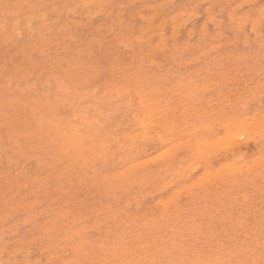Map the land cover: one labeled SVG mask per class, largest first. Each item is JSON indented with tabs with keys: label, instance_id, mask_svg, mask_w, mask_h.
Instances as JSON below:
<instances>
[{
	"label": "rangeland",
	"instance_id": "374dc122",
	"mask_svg": "<svg viewBox=\"0 0 264 264\" xmlns=\"http://www.w3.org/2000/svg\"><path fill=\"white\" fill-rule=\"evenodd\" d=\"M91 1L0 0V264H264V0Z\"/></svg>",
	"mask_w": 264,
	"mask_h": 264
},
{
	"label": "bare ground",
	"instance_id": "6f19581e",
	"mask_svg": "<svg viewBox=\"0 0 264 264\" xmlns=\"http://www.w3.org/2000/svg\"><path fill=\"white\" fill-rule=\"evenodd\" d=\"M16 1H17V0H16ZM90 1H91V0H90ZM2 2H3V1H2ZM14 2H15V1H14ZM42 2H43V1H42ZM61 2H62V1H61ZM63 2H64V1H63ZM69 2H70V1H69ZM75 2H77V1H75ZM78 2H79V1H78ZM91 2H93V1H91ZM91 2H89V4H91ZM95 2H96V1H95ZM20 3H21V2H20ZM26 3H27V2H26ZM67 3H68V2H67ZM12 4H13V3H12ZM31 4H32V3H31ZM58 4H59V3H58ZM76 4H77V3H76ZM89 4H86V6H88ZM92 4H94V3H92ZM96 4H97V3H96ZM26 5H27V4H26ZM54 5H55V4H54ZM29 6H30V5H29ZM42 6H44V5H42ZM61 6H62V5H61ZM20 7H21V6H20ZM46 7H47V6H46ZM55 7H56V6H55ZM55 7H54V8H55ZM99 7H100V6H99ZM43 8H44V7H43ZM43 8H41V9H43ZM81 8L83 9V7H81ZM81 8H80V9H81ZM100 8H101V7H100ZM28 9H29V7H28ZM55 9H56V8H55ZM37 10H38V9H37ZM49 10H50V9H49ZM52 10L55 11L54 9H52ZM57 10H58V9H57ZM70 10H71V9H70ZM103 10H104V9H103ZM10 11H11V10H10ZM68 11H69V10H68ZM71 11H72V10H71ZM75 11H76V9H75ZM78 11H79V10H78ZM26 12H27V9H26ZM31 12H32V9H31ZM37 12H38V11H37ZM37 12H35V14H37ZM57 12H58V11H56V13H57ZM72 12H73V11H72ZM72 12H71V13H72ZM104 12H105V10H104ZM104 12H103V13H104ZM11 13H12V11H11ZM13 13H14V12H13ZM73 13H74V12H73ZM87 13H88V12H87ZM87 13H86V14H87ZM101 13H102V12H101ZM14 14H15V13H14ZM42 14H44V13L42 12ZM88 14H89V13H88ZM94 14H95V13H94ZM139 14H140V13H139ZM160 14H161V13H160ZM172 14H173V13H172ZM37 15H38V14H37ZM80 15H81V14H80ZM90 15H91V14H90ZM17 16H18V15H17ZM25 16H26V14H25ZM31 16H32V15H31ZM33 16H35V15H33ZM33 16H32V17H33ZM44 16H45V15H44ZM220 16H221V15H220ZM19 17H20V16H19ZM37 17H38V16H37ZM37 17L35 16V18H37ZM41 17H42V16H41ZM55 17H56V16H55ZM55 17H54V18H55ZM20 18H21V17H20ZM29 18H30V17H29ZM29 18H28V19H29ZM78 18H79V16H78ZM42 19H43V18H42ZM198 19H199V17H198ZM5 20H6V19H5ZM36 20H37V19H36ZM38 20H40V19H38ZM54 20L56 21V19H54ZM3 21H4V20H3ZM26 21H27V20H26ZM33 21H34V20H33ZM51 21H53V20H51ZM195 21H196V19H195ZM29 22H30V21H29ZM29 22H28V23H29ZM47 22H48V21H47ZM60 22H61V20H60ZM24 23H25V22H24ZM28 23L26 22V24H28ZM161 23H162V22H161ZM197 23H198V22H197ZM36 24H37V23H36ZM45 24H49V22H48V23H45ZM99 24H100V23H99ZM23 25H24V24H23ZM29 25H30V23H29ZM43 25H44V24H43ZM50 25H51V24H50ZM52 25H53V24H52ZM96 25H97V24H96ZM10 26H11V25H10ZM47 26H48V25H47ZM47 26H46V27H47ZM185 26H186V25H185ZM26 27H27V26H26ZM26 27H24V28H26ZM29 28H31V27H29ZM38 28H39V27H38ZM56 28H57V27H56ZM43 29H46V28L44 27ZM186 29H187V28H186ZM12 31H13V30H12ZM26 31H27V30H26ZM53 31H54V30H53ZM176 31H177V30H176ZM14 32H15V30H14ZM14 32H13V33H14ZM64 32H65V31H64ZM82 32H83V31H82ZM40 33H41V32H40ZM50 33H51V32H50ZM76 33H77V31H76ZM178 33H179V30H178ZM14 34H15V33H14ZM42 34H43V33H42ZM59 34H60V33H59ZM59 34H58V35H59ZM79 34H80V33H79ZM175 34H176V33H175ZM55 35H57V34H55ZM178 35H179V34H178ZM49 36H50V35H49ZM181 36H182V35H181ZM56 37H59V36H56ZM171 38H172V37H171ZM178 38H179V37H178ZM178 38H177V39H178ZM101 42H102V41H101ZM142 42H143V41H142ZM172 42H173V41H172ZM220 42H221V41H220ZM104 43H105V41H104ZM105 44H106V43H105ZM176 44H177V43H176ZM153 45H154V44H153ZM127 46H128V45H127ZM211 46H212V45H211ZM153 53H154V52H153ZM121 56H122V55H121ZM118 58H119V57H118ZM128 58H129V57H128ZM153 58H155V57H153ZM53 59H54V58H53ZM95 59L97 60V58H95ZM69 60H70V59H69ZM100 60H101V59H100ZM69 62H70V61H69ZM116 62H117V61H116ZM263 62H264V61H263ZM103 63H104V62H103ZM261 63H262V62H261ZM233 73H235V71H233ZM201 74H202V73H201ZM211 74H212V73H211ZM257 75H258V74H257ZM150 76H151V75H150ZM223 76H224V75H223ZM226 76H227V75H226ZM258 76H259V75H258ZM220 77H221V76H220ZM236 77H237V76H236ZM215 78H216V77H215ZM221 78H222V77H221ZM223 78H224V77H223ZM223 78H222V79H223ZM225 78H226V77H225ZM237 78H238V77H237ZM125 79H126V78H125ZM213 79H214V78H213ZM217 79H218V78H217ZM222 79H221V80H222ZM253 80H254V79H253ZM126 81H128V80H126ZM198 82H199V81H198ZM207 82H208V80H207ZM210 82H211V81H210ZM210 82H208V83H210ZM225 82H226V81H225ZM251 82H253V81H251ZM263 82H264V79H263ZM263 82H262V83H263ZM208 83H207V84H208ZM213 83H214V82H213ZM256 83H257V81H256ZM130 84H131V83H130ZM207 84H206V85H207ZM245 84H246V83H245ZM247 84H248V83H247ZM142 85H143V84H142ZM200 85H202V83H201ZM248 86H249V85H248ZM255 86H256V85H255ZM257 86H258V85H257ZM117 87H118V86H117ZM198 87H199V85H198ZM201 87H202V86H201ZM245 87H246V86H245ZM245 87H243V88H245ZM260 87H261V86H260ZM260 87H259V88H260ZM121 88H122V86H121ZM229 88H230V87H229ZM229 88H227V89H229ZM246 88H248V87H246ZM256 88H258V87H256ZM119 89H120V88H119ZM241 89H242V88H241ZM254 89H255V88H254ZM262 89L264 90V87H263ZM102 90H103V89H102ZM121 90H122V89H121ZM239 90H240V89H239ZM244 90H245V89H244ZM255 90H256V89H255ZM255 90L252 89V91H253L254 93L257 92V91H255ZM108 91H109V90H108ZM118 91H119V90H118ZM132 91H134V89H133ZM235 91H236V90H235ZM240 91H241V90H240ZM259 91L261 92V90H259ZM109 92H110V91H109ZM115 92H116V91H115ZM123 92H125V91H123ZM123 92H122V93H123ZM134 92H135V91H134ZM134 92H133V93H134ZM179 92H180V91H179ZM221 92H222V91H221ZM243 92H244V91H243ZM243 92H242V93H243ZM246 92H247V91H246ZM249 92H250V91H249ZM104 93H105V91H104ZM104 93H103V94H104ZM229 93L231 94V92H229ZM229 93H228V94H229ZM233 93H234V92H233ZM139 94H141V93H139ZM147 94H148V92H147ZM226 94H227V93H226ZM226 94H225V96H226ZM228 94H227V95H228ZM260 94H261V93H260ZM126 95H128V94H126ZM241 95H242V94H241ZM258 95H259V94H258ZM95 96H97V95H95ZM117 96H119V95H117ZM117 96H116V97H117ZM139 96H140V95H139ZM140 97H141V96H140ZM143 97H145V96H143ZM173 97H174V96H173ZM231 97H232V96H231ZM233 97H234V96H233ZM235 97H236V96H235ZM240 97H241V96H240ZM147 98H148V96H147ZM149 98H150V97H149ZM213 98H214V96H213ZM218 98H219V97H218ZM221 98H222V97H221ZM103 99H104V98H103ZM135 99H136V98H135ZM144 99H145V98H142L143 101H144ZM152 99H154V98H152ZM227 99H228V98H227ZM250 99H251V98H250ZM142 100H140V98H139V101H142ZM146 100H147V99H146ZM158 100H159V99H158ZM158 100H157V101H158ZM163 100H164V99H163ZM224 100H225V99H224ZM150 101H151V100H149V102H150ZM153 101H155V100H153ZM157 101H156V102H157ZM215 101H216V100H215ZM236 101H237V100H236ZM118 102H119V101H118ZM124 102H125V100H124ZM127 102H128V101H127ZM146 102H147V101H146ZM149 102H148V103H149ZM202 102H203V101H202ZM222 102H223V101H222ZM227 102H228V101H227ZM150 103L153 104L154 102H153V103L150 102ZM150 103H149V105H150ZM182 103H183V102H182ZM182 103H181V104H182ZM163 104H164V103H163ZM200 104H201V103H200ZM170 105H171V104H170ZM137 106H138V105H137ZM145 106H146V105H145ZM145 106H144V108H145ZM147 106H148V105H147ZM156 106H157V105H156ZM153 107H154V106H153ZM172 107H173V106H172ZM136 108H137V107H136ZM141 108H143V107H141ZM146 108H147V109H148V108L151 109L152 106H151V107L148 106V107H146ZM154 108H155V107H154ZM154 108H153V109H154ZM159 108H160V107H159ZM159 108H158V109H159ZM147 109H146V110H147ZM150 109H149V110H150ZM178 109H179V108H178ZM251 109H252V108H251ZM149 110H148V111H149ZM159 110H160V109H159ZM174 110H176V109H174ZM150 111H151V110H150ZM150 111H149V112H150ZM152 111H153V110H152ZM152 111H151V112H152ZM191 111H192V110H191ZM224 111H227V110H224ZM151 112L149 113V115H152ZM162 112L164 113L165 111H162ZM80 113H81V112H80ZM137 113H138V112H137ZM139 113H140V111H139ZM144 113H146V112H144ZM141 114H142V113H140V115H141ZM146 114H147V113H146ZM256 114H257V113H256ZM256 114H255V115H256ZM261 114H262V113H261ZM133 115H134V114L132 113V116H133ZM154 115H155V114H154ZM156 115H157V114H156ZM227 115H228V114H227ZM158 116H159V115H157V116H155V117H158ZM245 116H246V115H245ZM127 117H128V116H127ZM134 117H135V116H133L132 118H134ZM145 117L147 118L148 115L145 116ZM239 117H240V116H239ZM250 117H251V116H250ZM250 117H249V118H250ZM252 117H253V116H252ZM258 117H259V116H258ZM170 118H171V117H170ZM175 118H176V117H175ZM242 118H243V117H242ZM246 118H247V117H246ZM249 118H248V119H249ZM171 119H172V118H171ZM176 119H177V118H176ZM251 119H252V118H251ZM260 119H261V118H260ZM262 119H263V117H262ZM142 120H143V119H142ZM173 120H175V119H173ZM240 120H241V119H240ZM255 120H256V119H255ZM152 121H153V120H152ZM200 121H201V120H200ZM238 121H239V120H238ZM245 121H246V119H245ZM249 121H250V120H249ZM256 121H257V120H256ZM256 121H254V122L257 123ZM258 121H260V120H258ZM262 121H264V119L261 120V122H262ZM149 122H150V121H149ZM243 122H244V120H243ZM251 122H252V121H251ZM254 122H253V123H254ZM155 123H157V122H155ZM173 123H174V122H173ZM219 123H220V122H219ZM226 123H227V122H226ZM229 123H230V122H229ZM237 123H238V122H237ZM237 123H236V125H238ZM241 123H242V122H241ZM247 123H248V122H247ZM253 123H252V124H253ZM168 124H169V123H168ZM232 124H233V122H231L230 125H232ZM242 124H243V123H242ZM258 124H259V123H258ZM147 125H149V123H148ZM153 125H154V124H153ZM208 125H209V124H207V126H208ZM223 125H224V124H223ZM230 125H229V126H230ZM243 125H244V124H243ZM245 125H246V124H245ZM248 125H249V124H248ZM261 125H263V124H261ZM81 126H82V125H81ZM136 126H137V125H136ZM158 126H159V125H158ZM199 126H200V125H199ZM232 126H233V125H232ZM238 126H239V125H238ZM241 126H242V125H241ZM164 127H165V126H164ZM194 127H195V126H194ZM226 127H227V126H226ZM230 127H231V126H230ZM233 127H234V126H233ZM233 127H232V128H233ZM263 127H264V126H263ZM205 128H206V127H205ZM205 128H204V129H205ZM224 128H225V127H224ZM224 128H223V130H224ZM238 128H239V127H237V129H238ZM244 128H245V127H244ZM244 128H242V129H244ZM261 128H262V126H261ZM143 129H144V128H143ZM196 129H197V128H196ZM206 129H207V128H206ZM227 129H228V127L226 128V130H227ZM235 129H236V127H235ZM259 129H260V128H259ZM140 130H141V129H140ZM144 130H145V129H144ZM244 130H245V129H244ZM263 130H264V129H263ZM137 131H139V130H137ZM158 131H159V129H158ZM227 131H228V130H227ZM240 131H242V130H240ZM245 131H246V130H245ZM247 131H248V130H247ZM259 131H261V129H260ZM146 132H147V131H146ZM148 132H149V131H148ZM148 132H147V133H148ZM151 132H152V131H151ZM235 132H236L235 134L240 133V132H238V130H237V131L235 130ZM261 132H263V131H261ZM143 133H144V132H141V134H143ZM152 133H153V132H152ZM220 133H221V132H220ZM222 133H223V132H222ZM225 133H227V132H225ZM229 133H230V131H229ZM232 133H233V131H232ZM232 133H231V134H232ZM241 133H242V132H241ZM241 133H240V135H242V134L244 133V131H243L242 134H241ZM248 133H250V131H249ZM259 133H260V132H259ZM259 133H258V134H259ZM263 133H264V132H263ZM150 134H151V133H150ZM216 134H217V133H216ZM253 135H255V133H253ZM178 136H179V135H178ZM219 136H220V135H219ZM225 136H226V135H225ZM228 136H229V135H228ZM245 136H246V135H245ZM248 136H249V134H248ZM248 136H247V137H248ZM153 137H154V136H153ZM156 137H157V136H156ZM216 137H217V136H216ZM222 137H223V136H222ZM235 137H236V136H235ZM257 137H258V135H257ZM260 137H262V140H263V137H264V136L261 135ZM200 138H201V137H200ZM224 138H225V137H224ZM224 138H223V141H224V140H227L226 138H228V137H226L225 139H224ZM231 138H233V134H232V137H231ZM158 139H160V138H158ZM164 139H165V138H164ZM162 140H163V139H162ZM209 140H210V139H209ZM217 140H218V139H217ZM217 140L215 139L214 141L218 142ZM232 140H233V139H232ZM237 140H238V138H237ZM206 141H207V140H206ZM210 141H211V140H210ZM214 141H213V143H214ZM263 141H264V140H263ZM211 142H212V141H211ZM220 142H221V141H220ZM230 142H231V141H230ZM240 142H241V141H240ZM240 142H239V143H240ZM218 143H219V142H218ZM218 143H216V144L220 146L221 144H218ZM221 143H222V142H221ZM231 143H232V142H231ZM231 143H230V144H231ZM126 144H127V143H126ZM207 144L210 145L211 143H210L209 141H207V143H206L205 145H207ZM222 144H225V145H226L227 142H224V143H222ZM228 144H229V143H228ZM194 145H195V144H194ZM209 145H208V146H209ZM211 145H212V144H211ZM211 145H210V146H211ZM240 145H241V144H240ZM168 146H169V145H168ZM168 146H167V147H168ZM184 146H185V144H184ZM195 146H196V145H195ZM210 146H209V147H210ZM214 146H215V145H214ZM214 146H211L210 148H212V147H214ZM219 146H218V148H219ZM220 147H221V146H220ZM215 148H216V147H215ZM226 148H228V146H227ZM163 149H164V148H163ZM168 149H169V147H168ZM168 149H167V151H168ZM204 149H205V148H204ZM223 149H225V148L223 147ZM238 149H242V148H238ZM196 150H197V149H196ZM196 150H195V152H196ZM236 150H237V149H236ZM261 150H262V148H261ZM263 150H264V147H263ZM161 151H162V150H161ZM214 151H215V150H214ZM156 152H157V151H156ZM163 152H164L163 154H166L165 151H163ZM191 152H192V151H191ZM198 152H199V151H198ZM198 152H197V154H198ZM200 152H201V151H200ZM221 152H222V151H221ZM228 152H229V151H228ZM228 152H227V153H228ZM247 152H248V151H247ZM257 152H259V151H257ZM149 153H150V152H149ZM202 153H203V152H202ZM254 153H256V152H254ZM156 154H157V153H156ZM160 154H162V153H159V155H160ZM199 154H200V153H199ZM229 154H230V153H229ZM232 154H233V153H232ZM168 155H170V153H169ZM254 155H255V154H254ZM254 155H253V156H254ZM157 156H158V155H157ZM198 156H199V155H198ZM207 156H208V155H207ZM229 156H231V155H229ZM244 156H245V155H244ZM151 157H152V156H151ZM153 157H156V156H153ZM158 157H159V156H158ZM217 157H218V156H217ZM226 157H228V155H227ZM231 157H232V156H231ZM236 157H237V156H236ZM143 158H144V156H143ZM224 158H225V156H224ZM254 158H255V157H254ZM256 158L259 159L258 157H256ZM256 158H255V159H256ZM146 159H147V158H146ZM146 159H145V160H146ZM148 159H150V158H148ZM235 159H236V158H235ZM235 159H232V160H235ZM239 159H240V158H239ZM145 160H144V162H146ZM224 160H225V159H224ZM237 160H238V158H237ZM246 160H247V159H246ZM263 160H264V158H263ZM136 161H137V160H136ZM191 161H192V160H191ZM228 161H229V160H228ZM243 161L245 162V160H243ZM252 161H253V160H252ZM254 161H255V160H254ZM260 161H261V159L258 160V162H260ZM189 162H190V161H189ZM189 162H187V163H189ZM240 162H241V160H240ZM256 162H257V161H256ZM132 163H133V162H132ZM140 163H141V162H140ZM142 163H143V162H142ZM229 163H230V162H229ZM233 163H234V162H233ZM242 163H243V162H242ZM261 163H262V162H261ZM133 164H134V163H133ZM235 164H236V163H235ZM259 164H260V163H259ZM181 165H182V164H181ZM190 165H191V164H190ZM220 165H221V164H220ZM229 165H230V164H229ZM240 165H242V164H240ZM243 165H244V163H243ZM262 165H263V164H262ZM129 166H130V165H129ZM192 166H193V165H192ZM197 166H198V165H197ZM218 166H219V165H218ZM223 166H226V168H229V169H230V167H231V166L228 167V163H227V164L225 163V165H223ZM247 166H248V165H247ZM181 167H182V166H181ZM195 167H196V166H195ZM214 167H215V166H214ZM233 167H234V165H233ZM235 167H236V165H235ZM235 167H234V168H235ZM252 167H253V166H252ZM255 167H256V166H255ZM257 167H258V165H257ZM118 168H119V167H118ZM118 168H117V169H118ZM125 168H126V167H125ZM184 168H185V167H184ZM216 168H217V167H216ZM219 168H220V166H219ZM219 168H218V169H219ZM223 168H225V167H223ZM241 168H242V167H241ZM258 168H259V167H258ZM196 169H197V168H196ZM213 169H214V168H213ZM218 169H217V171H218V174H219V170H220V171H222V170H221V168H220L219 170H218ZM232 169H233V168H232ZM236 169H237V168H236ZM122 170H123V169H122ZM183 170H184V169H183ZM190 170H191V169H190ZM214 170H216V169H214ZM224 170H225V169H224ZM225 171H226V170H225ZM233 171H234V170H233ZM101 172H102V171H101ZM197 172H198V171H197ZM206 172H208V171H206ZM206 172H205V170H203L202 173H206ZM226 172H227V171H226ZM237 172H238V169H237ZM107 173H108V172H107ZM209 173H212V172L209 171ZM209 173H206V174H209ZM222 173H223V172H222ZM102 174H103V173H102ZM104 174H105V173H104ZM108 174H109V173H108ZM196 174H197V173H196ZM214 174H216V172H214ZM230 174H231V170H230ZM170 176H171V175H170ZM184 176H185V175H184ZM199 176H200V174H199ZM212 176H213V175H212ZM216 176H217V175H216ZM241 176H242V175H241ZM201 178H202V177H201ZM50 180H51V179H50ZM214 180H215V179H214ZM202 181H203V178H202ZM257 181H258V180H257ZM204 182H205V181H204ZM200 183H202V182H200ZM190 184H191V183H190ZM171 185H172V184H171ZM192 185H194V184L192 183ZM214 185H215V184H214ZM220 185H221V184H220ZM169 186H170V185H169ZM199 186H200V185H199ZM167 187H168V186H167ZM214 187H216V186H214ZM165 189H166V188H165ZM173 191H175V190H173ZM173 191H172V192H173ZM191 191H193V190H191ZM199 191H200V190H199ZM254 191H255V190H254ZM170 192H171V191H170ZM241 192H242V191H241ZM188 193H189V192H188ZM244 193H245V192H244ZM162 194H163V193H162ZM174 194H177V193H174ZM178 194H179V193H178ZM190 194H191V193H190ZM190 194H189V195H190ZM192 194H193V193H192ZM131 195H132V194H131ZM159 196H160V195H159ZM178 196H179V195H178ZM156 197H157V196H156ZM176 197H177V196H176ZM171 198H172V197H171ZM262 198H263V197H262ZM168 199H169V197H168ZM235 199H236V198H235ZM251 199H252V198H251ZM251 199H250V200H251ZM254 199H255V198H254ZM156 200H157V199H156ZM159 200H161V199H159ZM164 200H165V199H164ZM257 200H258V199H257ZM166 201H167V199H166ZM169 201H170V200H169ZM252 201H253V200H252ZM262 201H263V200H262ZM153 202H154V201H153ZM172 202H173V201H172ZM172 202H170V203H172ZM174 202H175V201H174ZM243 202H244V201H243ZM245 202H246V201H245ZM157 203H160V202H157ZM166 203H167V202H165V205H166ZM168 203H169V202H168ZM151 204H153V203H151ZM163 204H164V203H162V205H163ZM257 204H258V203H257ZM257 204H256V205H257ZM263 204H264V203H263ZM155 205H156V204H155ZM165 205H164L163 208H165ZM172 205H173V203H172ZM166 207H167V206H166ZM199 207H200V206H199ZM161 210H162V206H161ZM259 211H260V210H259ZM249 213H250V211H249ZM216 214H217V213H216ZM235 214H236V213H235ZM235 214H234V215H235ZM214 215H215V214H214ZM253 217H254V216H253ZM251 220H252V218H251ZM258 221H259V220H258ZM261 221H262V220H261ZM255 222H256V221H255ZM222 223H223V222H222ZM260 223H261V222H260ZM249 224H250V223H249ZM257 224H258V223H257ZM257 224H256V225H257ZM246 225H247V224H246ZM246 225H245V226H246ZM256 225H255V227H256ZM260 225H261V224H260ZM247 227H249V226H247ZM250 228H251V227H250ZM247 230H248V229H247ZM263 231H264V230H263ZM263 231H262V232H263ZM200 232H201V231H200ZM248 232H249V231H248ZM259 235H260V234H259ZM250 237H251V236H250ZM261 237H262V236H261ZM261 237H260V238H261ZM257 240H258V238H257ZM262 241H263V240H262ZM253 246H254V245H253ZM15 247H16V246H15ZM254 249H255V248H254ZM24 252H25V251H24ZM27 252H28V251H27ZM263 252H264V251H263ZM9 253H10V252H9ZM258 253H260V252H258ZM261 253H262V252H261ZM250 254H252V253H250ZM255 254H256V253H255ZM255 254H253V255H255ZM248 255H249V254H248ZM11 256H12V255H11ZM249 256H251V255H249ZM261 256H262V255H261ZM261 256H260V257H261ZM248 258H250V257H248ZM248 258H247V260H248ZM261 258H262V257H261ZM263 258H264V256H263ZM249 260H251V259H249ZM259 260H260V259H259ZM5 261H6V260H5ZM230 261H231V260H230ZM263 262H264V260H263ZM255 263H256V262H255ZM257 263H258V262H257ZM261 263H262V262H261ZM259 264H260V263H259Z\"/></svg>",
	"mask_w": 264,
	"mask_h": 264
}]
</instances>
